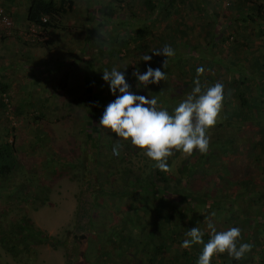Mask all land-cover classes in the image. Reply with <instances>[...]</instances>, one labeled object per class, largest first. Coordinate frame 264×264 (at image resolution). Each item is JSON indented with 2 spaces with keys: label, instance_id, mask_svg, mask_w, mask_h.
<instances>
[{
  "label": "rangeland",
  "instance_id": "1",
  "mask_svg": "<svg viewBox=\"0 0 264 264\" xmlns=\"http://www.w3.org/2000/svg\"><path fill=\"white\" fill-rule=\"evenodd\" d=\"M84 2L77 4L73 13L64 19L67 32L74 30L76 34L73 37L76 44L74 47L57 45L55 54L49 56L48 47L43 42L45 39H27L28 22L21 32L20 41L23 44L34 48L43 45L38 58L44 59L42 66L35 63L37 67H32L34 76L30 73L31 69L30 72L23 69L26 73L18 67L13 69L19 71L15 75L18 78L15 82L19 83L15 92L12 88L8 91L9 101L13 102L9 113L6 117H0V147L4 151V160H0V165L6 164V168L0 170V264H115L119 259L126 260L122 264H137L134 255L137 236H147L148 223L145 217L148 212L144 215L140 211H145L143 198L150 194L140 190L137 176H131L124 182L125 175L119 178V171V179L114 177V173H117L114 167L118 165L128 164L129 169L138 170L137 167L144 163L141 157L144 150L129 154L131 147H135L130 140L118 138L110 129L99 125L105 106L115 98L108 84L102 80V71L115 66L125 72L127 77L128 70L132 73L149 64L148 61L141 63L140 50L133 49L137 43L132 39L141 27L140 21L145 18V5L143 0ZM212 4V9L230 18L228 5L222 0H213ZM85 7L87 10H84ZM178 9L184 12L181 28H186V33L182 38L186 43L198 41L204 46L207 34L202 28L205 22H201L199 12L188 9L187 5H180ZM132 13L135 18L130 17ZM222 18L219 17L220 20ZM163 24L160 22L155 31H152L153 27L149 29V34L160 33L157 30ZM13 26L12 22L10 32L6 34L2 31L1 35L12 36ZM172 32L180 34L178 27ZM78 33L86 38L82 47H78L81 43ZM251 38L255 39V36L251 35ZM147 44L153 47L152 50L160 48L151 37L147 38ZM233 47L232 39L222 44L215 41L212 54L215 58L234 54ZM256 49V53L263 57L260 48ZM247 54L252 60L253 53ZM15 58L24 63L18 66L26 68L30 65L22 54L13 55L12 59ZM207 59L205 63L212 61ZM218 64L213 61L209 67L219 70L221 67ZM64 74L69 78L61 88L59 84L63 82L60 77ZM214 74L213 79L222 83L225 75L221 74V70L218 78L215 71ZM86 80L89 84V80H93L90 99L84 96L83 82ZM254 82L247 83L248 89L255 94L257 85ZM130 86V91L134 92ZM233 88L224 85V89L229 92V100L235 106L236 96L230 97ZM251 91L247 93L249 97ZM231 103L228 107L232 106ZM17 106L24 110L22 116L16 112ZM41 114L43 121L37 122L32 118L33 115ZM6 119L12 126L20 128L14 144L6 138L12 135L11 131L6 130ZM208 133L211 131L208 130ZM219 133L222 135L224 132ZM109 137L111 145L107 144ZM251 138L255 139H248ZM114 146L118 148L116 152L113 151ZM222 149L225 148H213L212 153H219ZM212 153H205L207 159L195 163L192 173L194 177L189 178L190 183L185 182L188 187L185 186L183 195L187 196L191 192L197 198L211 191L210 187H214L211 191L212 199L228 193L226 188L222 191L219 189L220 183L215 188L216 180L220 179L221 167L217 164L218 157ZM227 154L224 156L225 166L228 162ZM198 155V150L191 155L181 151L173 161L172 171L175 172V167L184 161L193 162ZM125 159H131V163ZM211 175L213 181L209 180ZM187 176H184L185 180H188ZM80 209L86 215L83 220L80 219ZM164 212L163 209L161 213ZM94 213L99 215L95 217ZM137 230L140 233L136 235ZM165 258L160 260L161 264L169 263L170 258ZM149 262L160 264L156 260Z\"/></svg>",
  "mask_w": 264,
  "mask_h": 264
},
{
  "label": "trees",
  "instance_id": "2",
  "mask_svg": "<svg viewBox=\"0 0 264 264\" xmlns=\"http://www.w3.org/2000/svg\"><path fill=\"white\" fill-rule=\"evenodd\" d=\"M115 1L119 2L121 0H114V2ZM143 2L145 5V8L143 7L145 18L140 21L141 27L139 26L136 35L132 37L137 43L133 49L140 50L139 58L141 63L145 64V61L142 60L143 54L149 52V55H152L151 51L153 47L147 44L148 37L156 40L157 46L160 48L166 44L171 45L175 49V56L168 58L166 68L161 67L162 62L166 59L164 56H152V60L148 61V66L150 65L152 68L161 67V70L165 71L167 75L165 80L160 81L161 83L149 84L147 88L143 86L138 87V81L132 74L134 71L131 73V71L128 70L127 73L129 74L126 80L129 85H132L134 93L145 95L146 97H157L158 105L167 108L171 113L178 103L191 93L194 87V80L198 78L202 86H210L216 83L212 76L214 71L217 73L216 78H218V72L221 70V74L225 75L222 83H224L226 87H234L230 97L233 98L236 96L235 100H237L234 106L228 98L229 92L224 89L223 107L217 119V123L209 129L211 133L208 134L213 137V139L210 140L208 151L204 153L199 152V155L191 163H185V158H183L182 161L184 162L175 167V172L172 171L173 161L181 152L175 149L173 150V154L168 157V168L166 171L158 169L155 166V161L146 157L144 153H141L144 163L138 166V170L136 171L129 169L128 164L127 166L118 165L114 167L117 172L116 174L114 173V177L118 178L121 174L119 178H122V176L125 175L123 178L125 182L128 181L131 176L134 178L137 176L136 182L140 180V190L150 194L148 197L143 198L145 211H140V214L146 215L148 212L151 213V215L148 217L147 213V217H145L148 223L147 236L144 238L139 235L137 236V242L135 243L136 249H134V255L138 261L137 264H150L149 260H156V262L161 264L160 260L162 258L164 259L165 256V259L170 258L168 264H197V258L203 249V244H195L189 248L181 247L182 241L187 238L185 237V232L191 227H198L204 232L203 240L206 243L210 238L211 232L208 228V223L211 221L215 225L217 231H223L220 227V225H223V221L221 222L220 220L223 217L221 214H227L229 206L226 194L222 193L219 197L214 196L212 199L213 195L211 191L212 189L214 190V187H210V193L208 191L207 193L204 192L201 196L197 197L198 199L194 197V194H191V192L187 196L183 195L185 186L188 185L187 183H190L189 178L191 179L194 177L192 173L195 163L200 162V160L205 161V159H207L205 158V153H212L213 148H215V150L225 148L222 149L221 152L219 151V153L215 151L217 154L215 152L212 154L214 157H218L219 161L217 164L218 167H221L219 169V171H221L219 173L220 179L216 180L215 188L217 187V183H220L221 186H219V189L221 191L223 188L227 189L226 182L229 170L228 167L225 166L226 164L224 165V156L229 151H233L234 145L237 143L239 137L236 136L235 132L246 130L252 131L253 135L256 131L260 133L264 132V56L261 57L256 53L258 50L256 48H260L261 52L264 53V0H229L227 12L230 14V18H226L227 15L225 13L220 14L218 11L212 9L213 0H210L211 3L209 0H143ZM180 5H187L188 9L196 13L199 12L201 22H205L202 26L207 34V41L204 46L199 44L198 41L186 43L182 38L186 33V28H181L183 26L181 20H184V12H179L178 8ZM73 7V0H28L25 7L26 21L29 24L33 23L35 26L40 25L49 38L43 40L46 44L50 40L51 31L54 33L59 30L61 31V29H65L66 25L63 20L67 15L73 13ZM4 11L10 18L9 11L5 7ZM130 17L135 18V14L132 13ZM219 17L223 18L220 20ZM178 18H180V20ZM144 21L145 23L142 25ZM160 22L164 23L157 30L160 33L150 35L149 29L153 27L152 31H155ZM218 22L220 23L218 24ZM176 27L179 28L180 34H174L172 32ZM209 28L213 29L210 30ZM23 30V28H20V36ZM159 35L161 36L159 37ZM251 35H254L255 39H252ZM20 36L18 37L20 38ZM5 37L6 36L0 35L1 39ZM229 39H232L235 53L223 55V57L221 56L222 58H215L212 54L215 41L222 44ZM126 43L127 42H125V44ZM251 52L253 53V55H251L253 58H251L252 60L249 58L250 55L247 54ZM207 58L211 59V62L214 61L217 64L219 63L218 65L221 68L218 70V68L209 67L211 62L205 63ZM199 67H203L204 71L202 74L198 75L197 68ZM146 68L147 66L143 65L138 70L142 73L146 71ZM66 76L65 74V77L63 76V78H61L63 82L59 84L61 88L64 87L63 84H66ZM89 81L90 84L87 80L83 82V88L85 90L84 96L90 99V93L93 92V80ZM250 81L256 82L257 91L255 94L248 89L247 82ZM217 82L220 81L218 80ZM6 87V85L0 83V117L2 115L6 117L10 111V107L13 105V102L11 101L10 103L9 101L10 96ZM249 91H251L250 97L247 95ZM4 98H7L8 103L4 101ZM230 103L232 106L228 107ZM16 112L20 116L25 113L24 110L20 109L18 106L16 107ZM32 118L37 122L43 121V114L33 115ZM7 122L8 127L6 130L11 131L12 135L6 138L11 144H14L16 136L18 135L17 130L20 128L12 126L8 120ZM232 124H236L237 126L234 125L233 127ZM221 131L224 132L222 135L219 133ZM109 139L110 137L108 138L107 144L111 145L112 142L111 140L109 142ZM138 150L143 152L142 149L136 146L131 147L129 154L131 152L136 153ZM195 150L196 149H194L192 153H195ZM252 151L254 152V149ZM253 152L251 153L252 157L254 155ZM3 153L4 151H2L0 147V160H4ZM221 154H223V156H221ZM125 160H127L129 164L131 163V159ZM121 163L123 162L119 164ZM106 167L110 170L109 166ZM3 168H6V164L0 165V170ZM96 168L99 169L98 166ZM119 171L121 172L120 174H118ZM221 173H223V175ZM185 175H189L186 177L188 180L184 179ZM209 180L213 181L212 175ZM99 187H101V189L103 188L101 185H99ZM163 209L166 212L162 214L161 212ZM98 215V213H94L95 217ZM85 216L82 209H80V219L83 220L86 218ZM77 219L79 218L77 217ZM142 222L145 223L143 219ZM135 233L137 235L140 231L137 230ZM262 251L261 257L264 259V249ZM252 256V254L249 255L248 259H251ZM143 258L144 260L147 259V261H143ZM214 259H216L215 256L212 258L211 264H213ZM124 261L126 260L119 259L116 260L115 264H122ZM223 264H233V261L229 263L224 262Z\"/></svg>",
  "mask_w": 264,
  "mask_h": 264
},
{
  "label": "clouds",
  "instance_id": "3",
  "mask_svg": "<svg viewBox=\"0 0 264 264\" xmlns=\"http://www.w3.org/2000/svg\"><path fill=\"white\" fill-rule=\"evenodd\" d=\"M143 54L142 60H152L153 55H162L166 59L161 67L166 68L168 58L175 56L171 45H164ZM161 67L147 66L146 71L136 70L133 75L138 81V87L147 88L149 84H158L166 79V72ZM203 67L197 68L202 74ZM102 80L108 84L109 91L114 95L103 111L99 125L110 129L118 138L130 140L131 144L144 150V155L155 161V166L166 171L168 157L173 150L191 155L196 149L207 152L210 143L208 130L217 123L223 107L224 84L216 82L210 86H202L200 80H194V87L185 99L170 113L167 108L158 105V98L145 96L130 91L125 72L117 67L102 71ZM114 146L113 151L116 152ZM210 238L205 243L204 232L198 227H191L185 232L181 247L189 248L195 244H203V249L197 258V264H211L217 254L227 252L228 256L240 260L251 251L252 245L241 242V229L231 227L217 231L210 221Z\"/></svg>",
  "mask_w": 264,
  "mask_h": 264
},
{
  "label": "crops",
  "instance_id": "4",
  "mask_svg": "<svg viewBox=\"0 0 264 264\" xmlns=\"http://www.w3.org/2000/svg\"><path fill=\"white\" fill-rule=\"evenodd\" d=\"M73 1V9L80 2L85 3L84 0ZM27 2L28 0H0V5L9 11V16L14 25L13 35L2 38L0 41V83L7 86V91L12 88L13 92H15L14 89L18 86L19 82H15L18 78L15 75H18L19 71L13 70L15 67L22 71L26 70V72H30L29 70L31 69L30 73L34 76L35 73L32 72V67H37L36 64L42 66V60L44 59L38 58L39 53L43 49L42 44L34 48L20 41L22 39L19 35L20 28L27 25L25 9ZM67 24H70V22H67ZM61 30H63V33L60 30L54 33L50 32V40L46 43L47 51L50 52L49 56L55 54L57 45L60 47L67 44V48L76 45L73 40V37H76L74 30L70 33L67 32V28ZM78 38L79 40L81 39L78 47H82L86 38L80 33H78ZM20 54L29 61L30 65L28 67L18 66V64L24 63L16 58L15 60L12 59L13 55L20 56ZM16 62H19L15 64L17 66L13 65ZM10 73L14 77H11ZM63 76L65 77V74ZM68 78L67 75L66 82H68ZM60 80H62L61 77ZM242 131L235 132L240 141L234 145L233 151L231 150L227 154L229 175L226 182L228 189L226 198L229 209L227 214H221L223 217L220 220L221 222L223 221V225H220V227L223 231L231 227H239L241 229V242L250 243L252 248L240 260L231 258L227 252L218 254L215 256L216 259L213 260V264H223L224 262L229 263L232 261L233 264H264V259L261 257L264 249V132L256 131L253 135L252 131ZM250 137L256 139H248ZM242 139L244 141H241ZM253 149L254 152L252 151ZM252 152L254 153L253 157L251 156ZM221 174L223 175V173ZM260 228L262 229L260 230ZM251 254L253 255L252 258L248 259ZM143 261H145L144 258Z\"/></svg>",
  "mask_w": 264,
  "mask_h": 264
},
{
  "label": "built area",
  "instance_id": "5",
  "mask_svg": "<svg viewBox=\"0 0 264 264\" xmlns=\"http://www.w3.org/2000/svg\"><path fill=\"white\" fill-rule=\"evenodd\" d=\"M222 1L225 5L229 4V0H222ZM11 26H12L11 19L5 13L4 9L0 6V35L2 31L8 34L10 32ZM26 32L28 33L27 39L28 38H31V39H37V38L46 39L47 38L45 31L40 27V25L35 26L32 23L29 25L28 30ZM4 101L8 103L7 98H4Z\"/></svg>",
  "mask_w": 264,
  "mask_h": 264
}]
</instances>
